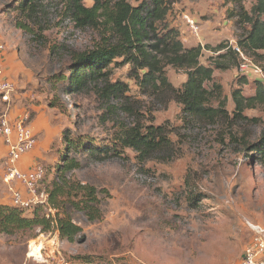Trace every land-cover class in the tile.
Instances as JSON below:
<instances>
[{
    "label": "rangeland",
    "instance_id": "obj_1",
    "mask_svg": "<svg viewBox=\"0 0 264 264\" xmlns=\"http://www.w3.org/2000/svg\"><path fill=\"white\" fill-rule=\"evenodd\" d=\"M22 1L0 0V23L7 25L9 39L34 75L26 91L38 95L33 101L47 106L60 129L51 147L54 155L37 163L46 171L40 190L47 193L58 178L62 159H76L80 165L67 175L97 189L102 216L90 220L72 208L71 217L82 228L74 241L62 239L54 225L50 231L37 227L0 234V264H239L255 236L252 225L264 227V161L249 148L264 133V106L245 110L256 119L248 124L232 128L204 123L185 114L173 98L141 88L133 64L123 59L113 61L103 70L105 75L83 88H66L69 80L57 77L69 74L73 55L96 50L108 36L101 26L79 24L61 1L43 0L33 16L22 11ZM128 1L135 6L142 2ZM167 1L170 11L164 25L179 31L186 47H209L203 51L202 64L224 62L222 52L214 50L223 41L237 47L234 20L226 15L235 7L232 2ZM255 2L244 4L250 10ZM185 15L198 23L199 36ZM251 69L241 71L238 64L214 71V82L228 98L230 117L235 89L242 87L244 95L251 96L255 80L264 84ZM164 71L174 87H183L185 70L167 66ZM117 84H122V91H106ZM206 87L212 88L213 82ZM13 93L9 111L15 103ZM51 102L57 106L51 107ZM149 126L160 127L169 140L149 158L131 147L120 154L87 149L111 147L131 128L146 131ZM66 137L76 145L70 148ZM5 183L13 195L12 183ZM47 203L43 213L53 217L55 210ZM40 205L25 209L27 215Z\"/></svg>",
    "mask_w": 264,
    "mask_h": 264
},
{
    "label": "trees",
    "instance_id": "obj_2",
    "mask_svg": "<svg viewBox=\"0 0 264 264\" xmlns=\"http://www.w3.org/2000/svg\"><path fill=\"white\" fill-rule=\"evenodd\" d=\"M57 1L66 5L79 24L101 26L108 36L96 50L73 55L72 62L67 66L69 74L57 77L65 82L69 80L66 88H83L88 82L105 75L103 70L113 61L123 59L122 62L133 64L137 72L135 77L141 88L151 90L163 99L173 98L183 105L185 114L204 123L221 122L231 124L232 128L248 124L256 119L245 115V110L257 105L264 106L263 81L255 80L256 91L253 95H244L242 87L232 92L235 108L233 117H230L226 109L228 98L223 95L222 86L214 82V71L236 67L238 64L240 66L242 57L234 45L223 41L214 50L222 52L219 57L224 62L208 66L202 64L200 59L203 51L209 47L200 44L186 47L180 40L179 31L164 25L170 11L167 0H142L137 6L128 0H93L91 7L85 5V0ZM42 2L43 0H23L22 11L33 16ZM227 2H232L235 6L232 10H227L226 15L228 19L234 20L237 47L264 71V0H256L250 10L246 8L245 0ZM17 27L22 28L18 22ZM167 66L186 71L187 80L182 88L174 87L168 80L164 71ZM241 80L243 84L248 83L246 77ZM209 82H213L212 88L206 87ZM121 85H113V91L109 88L106 91H122ZM214 102L217 106H214ZM50 106L56 107L57 103L51 102ZM65 140L70 148L76 145L69 137ZM167 145L169 140L163 130L149 126L146 131L131 128L122 138L115 139L111 147L95 149L88 146L87 149L93 153L104 151L120 154L125 147H131L142 157L149 158ZM249 148L264 161V133ZM61 162L58 178L46 190L48 207L55 210L53 217L43 213V205L35 207L32 215H27L23 208L0 204V234L15 235L37 227L41 231H50L54 225L62 239L74 241L82 228L74 223L72 208L83 211L90 220L101 219L97 189L67 175L80 163L76 159H62Z\"/></svg>",
    "mask_w": 264,
    "mask_h": 264
},
{
    "label": "built area",
    "instance_id": "obj_3",
    "mask_svg": "<svg viewBox=\"0 0 264 264\" xmlns=\"http://www.w3.org/2000/svg\"><path fill=\"white\" fill-rule=\"evenodd\" d=\"M184 18L193 33L199 36L198 23L188 15H185ZM235 49L242 57L241 71H246L249 66H252L253 73L264 79L262 68L246 57L238 47ZM5 51V43L0 40V98L10 104L15 85L5 74ZM29 120V114H24L12 124L8 117V109L0 114V134L5 137L7 145L5 159L7 174L4 180L8 183L19 181L24 187L26 196L23 191L14 190L12 198L13 205L23 209H29L33 205H44L48 200V194L40 190V184L46 173L45 168L41 164H36L31 169L23 171L18 165L21 157L33 149L38 140ZM252 228L255 231V236L244 248L239 264H264V227L254 224Z\"/></svg>",
    "mask_w": 264,
    "mask_h": 264
},
{
    "label": "crops",
    "instance_id": "obj_4",
    "mask_svg": "<svg viewBox=\"0 0 264 264\" xmlns=\"http://www.w3.org/2000/svg\"><path fill=\"white\" fill-rule=\"evenodd\" d=\"M228 19V18H227ZM231 20V19H228ZM230 23V22H229ZM7 25L0 23V38L6 43V51L4 54L5 74L9 77L15 85V103L9 111L10 104L0 99V112H5L8 109V117L10 122L14 124L17 119L21 118L24 114H29V123L37 135V144L35 147L26 152L20 159L18 165L23 171L31 169L38 162L49 159L52 153V145L56 142L59 131L57 126L48 113L47 106L33 101L37 94L26 91L28 85L34 82V75L25 63L20 58L19 51L14 48L13 41L7 35ZM38 96V95H37ZM7 145L3 135L0 134V204H7L12 206L11 193H7V188L10 185L5 183L4 178L7 174L6 164L3 160L6 159ZM14 190L23 191L26 196L24 187L19 181H12Z\"/></svg>",
    "mask_w": 264,
    "mask_h": 264
}]
</instances>
